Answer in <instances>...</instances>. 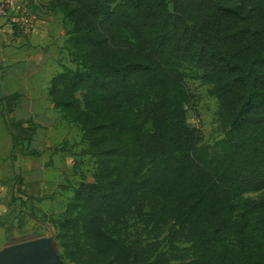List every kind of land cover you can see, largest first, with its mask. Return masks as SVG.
Returning <instances> with one entry per match:
<instances>
[{
  "label": "trees",
  "instance_id": "16d2710c",
  "mask_svg": "<svg viewBox=\"0 0 264 264\" xmlns=\"http://www.w3.org/2000/svg\"><path fill=\"white\" fill-rule=\"evenodd\" d=\"M52 6L70 25L74 67L62 66L49 95L96 164L93 182L48 218L62 259L264 264V196L246 197L264 190V0ZM187 80L217 101L214 145L188 124ZM18 99L6 98L3 118L13 148H28L35 128L10 118Z\"/></svg>",
  "mask_w": 264,
  "mask_h": 264
},
{
  "label": "rangeland",
  "instance_id": "374dc122",
  "mask_svg": "<svg viewBox=\"0 0 264 264\" xmlns=\"http://www.w3.org/2000/svg\"><path fill=\"white\" fill-rule=\"evenodd\" d=\"M24 37L26 36L18 33L11 34L10 42L7 44L3 39L0 40V48L3 44V49L6 50L10 47L9 44L20 42ZM17 38L19 40L16 41ZM65 48L66 42L61 48L58 58L59 71L62 70V66L74 67L67 60ZM17 49H21V47ZM187 86L192 94V101L188 106V124L201 130L205 145H214L224 137L217 118V101L209 95V88L202 85L201 82L187 80ZM1 110L3 111L2 106H0ZM5 120L0 114V182L3 183V186L7 185L8 187L6 195L10 196L14 193L15 198L4 202L8 207L10 204L11 212L4 220L0 221L1 226L5 228V236L0 233V253L10 246L38 239H50L61 256L56 230L48 222V218L64 212L73 197L74 189L80 184L93 182L96 172L95 160L86 154L87 143L83 138V132L78 126L69 124L68 138L61 143L66 147L65 149L57 148L55 150L53 148L51 150L53 155L48 166L46 165L44 168L42 163L35 165L34 162L21 164L17 160L18 155L31 156L29 148H27L28 144L24 142L21 146L12 147L11 136L6 129ZM58 150L65 154L54 152ZM35 171L37 173L34 176ZM39 173L45 174L46 180L52 183V193L49 195L41 196L34 188L39 183H32V181L40 178ZM263 196L264 190L246 195L250 199H259ZM63 262L68 264L64 260Z\"/></svg>",
  "mask_w": 264,
  "mask_h": 264
},
{
  "label": "crops",
  "instance_id": "0c3cea01",
  "mask_svg": "<svg viewBox=\"0 0 264 264\" xmlns=\"http://www.w3.org/2000/svg\"><path fill=\"white\" fill-rule=\"evenodd\" d=\"M34 1H37L46 12L45 19L39 22L31 35L24 37L20 42L17 38V42L13 45L9 44L10 47L6 50L3 49V44L0 48V106L3 109L0 114L3 118L5 113L3 102L5 103L6 98L18 95L19 99L14 103L10 118L26 122V127L32 124L35 128L28 148L37 155L27 157L18 155L17 160L21 164L42 163V167L45 168L50 163L53 148L65 149L66 146L61 143L67 140L68 125L72 124L62 118V113L55 108L49 95L51 82L60 72L58 58L68 38L70 25L64 15L53 8L52 5L56 0ZM9 38L11 34L3 35L5 44L10 42ZM18 47L21 49H17ZM58 151L54 152L61 153ZM36 173L35 171L34 176ZM39 175V179L32 181L39 183L34 188L41 196L49 195L52 193V183L46 180L45 174L39 173ZM7 189V185L3 186L0 182V221L11 212L10 204L8 207L4 202L15 198L14 193L10 196L6 195ZM0 233L5 236V228L1 224Z\"/></svg>",
  "mask_w": 264,
  "mask_h": 264
},
{
  "label": "built area",
  "instance_id": "2783aa9c",
  "mask_svg": "<svg viewBox=\"0 0 264 264\" xmlns=\"http://www.w3.org/2000/svg\"><path fill=\"white\" fill-rule=\"evenodd\" d=\"M46 17L41 5L29 0H2L0 2V40L6 33L31 35Z\"/></svg>",
  "mask_w": 264,
  "mask_h": 264
},
{
  "label": "water",
  "instance_id": "95a60500",
  "mask_svg": "<svg viewBox=\"0 0 264 264\" xmlns=\"http://www.w3.org/2000/svg\"><path fill=\"white\" fill-rule=\"evenodd\" d=\"M0 264H64L50 239H38L5 248Z\"/></svg>",
  "mask_w": 264,
  "mask_h": 264
}]
</instances>
